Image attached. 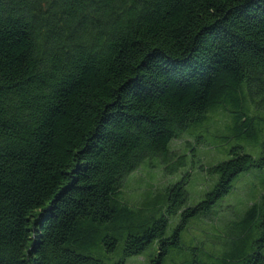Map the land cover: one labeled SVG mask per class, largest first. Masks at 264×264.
<instances>
[{"label":"trees","instance_id":"1","mask_svg":"<svg viewBox=\"0 0 264 264\" xmlns=\"http://www.w3.org/2000/svg\"><path fill=\"white\" fill-rule=\"evenodd\" d=\"M260 108L264 0H0V264H108L84 254L102 229L109 253L126 233L112 264L154 244L162 264L264 153L200 166L218 182L195 206L192 172L157 212L121 200L126 180L155 160L178 173L174 141L221 114L243 137ZM239 225L215 264H264V189Z\"/></svg>","mask_w":264,"mask_h":264},{"label":"rangeland","instance_id":"2","mask_svg":"<svg viewBox=\"0 0 264 264\" xmlns=\"http://www.w3.org/2000/svg\"><path fill=\"white\" fill-rule=\"evenodd\" d=\"M256 113L260 118L248 127L243 137L234 134L231 120L221 114L216 119L219 124L215 122L195 129L193 133L174 141L171 149L179 156L187 157L186 167L180 168L174 175H168L167 165L160 160L144 164L126 180L121 200L137 213H147L148 208L157 212L153 205L150 207V202L163 197L167 189L180 181L186 172H192V180L187 188L190 195L189 205L195 206L203 201L206 194L215 187L218 176L201 172L200 166L210 168L228 161L231 159L229 152L235 146H241L246 154L255 158H260L264 153V109H256ZM263 180L264 171L258 170L242 178L236 191L223 198L212 213L206 215V219H196L190 223L182 235V252L173 250L162 264H180L193 260L215 264L223 258L231 249L248 207L263 193ZM105 234L106 230L102 229L97 234L96 243L84 254L108 264L121 261L125 253L126 233L116 234L118 244L112 253L99 243ZM158 253L157 245H151L141 255L128 258L126 264H152Z\"/></svg>","mask_w":264,"mask_h":264}]
</instances>
